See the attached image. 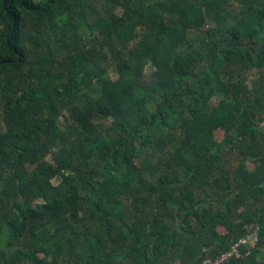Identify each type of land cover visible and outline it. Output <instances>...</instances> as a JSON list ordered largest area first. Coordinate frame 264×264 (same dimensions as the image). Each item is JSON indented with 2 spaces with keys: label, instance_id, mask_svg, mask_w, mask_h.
<instances>
[{
  "label": "trees",
  "instance_id": "obj_1",
  "mask_svg": "<svg viewBox=\"0 0 264 264\" xmlns=\"http://www.w3.org/2000/svg\"><path fill=\"white\" fill-rule=\"evenodd\" d=\"M256 225L225 264H264V0H0V264H200Z\"/></svg>",
  "mask_w": 264,
  "mask_h": 264
},
{
  "label": "built area",
  "instance_id": "obj_2",
  "mask_svg": "<svg viewBox=\"0 0 264 264\" xmlns=\"http://www.w3.org/2000/svg\"><path fill=\"white\" fill-rule=\"evenodd\" d=\"M260 240V227L253 226L249 232L239 238L223 255L215 259H206L200 264H225L232 258H242L249 256Z\"/></svg>",
  "mask_w": 264,
  "mask_h": 264
},
{
  "label": "rangeland",
  "instance_id": "obj_3",
  "mask_svg": "<svg viewBox=\"0 0 264 264\" xmlns=\"http://www.w3.org/2000/svg\"><path fill=\"white\" fill-rule=\"evenodd\" d=\"M231 3H233V2L231 1ZM233 5H234V4H233ZM209 27H211L210 24L207 25L206 29H208ZM111 76H112V75H111ZM53 182L56 184V183L58 182V180H57V179H53Z\"/></svg>",
  "mask_w": 264,
  "mask_h": 264
}]
</instances>
